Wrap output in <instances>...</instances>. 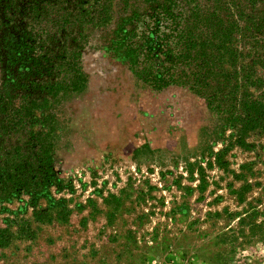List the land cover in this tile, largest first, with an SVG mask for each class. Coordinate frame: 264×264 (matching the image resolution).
<instances>
[{
  "label": "rangeland",
  "instance_id": "1",
  "mask_svg": "<svg viewBox=\"0 0 264 264\" xmlns=\"http://www.w3.org/2000/svg\"><path fill=\"white\" fill-rule=\"evenodd\" d=\"M108 2L106 24L86 25L79 36L80 29L58 26V14L34 22V35L28 0L5 11L8 0H0V92L15 102L41 99L44 82L61 77L60 50L74 43L87 80L49 110L58 181L50 191L64 201L41 222L27 197L7 203L13 213L0 214V227L13 235L0 247V264H264V133H248L243 147L202 95L138 79L109 45L120 19L145 6ZM251 8H264V0ZM25 33L27 51L12 62V44ZM243 45L253 57L252 43ZM258 45L264 57L263 38ZM253 65L263 80L257 93L264 61ZM18 218L31 222L33 237L17 235Z\"/></svg>",
  "mask_w": 264,
  "mask_h": 264
},
{
  "label": "trees",
  "instance_id": "2",
  "mask_svg": "<svg viewBox=\"0 0 264 264\" xmlns=\"http://www.w3.org/2000/svg\"><path fill=\"white\" fill-rule=\"evenodd\" d=\"M140 1L145 7L120 19L109 45L124 55L130 71L156 90L181 85L205 97L224 124L235 129L236 141L243 147L248 133H264V90L253 92L263 81L253 77V64L264 61L258 45L264 39V8H251L258 0H210L208 5L197 0ZM15 4L16 0H8L2 4L3 11ZM28 4L34 35V22L57 14L58 26L80 29L79 36L86 25L101 27L109 19L108 0H28ZM26 34L12 44V62L26 53ZM247 40L256 52L253 57L242 49ZM80 49L74 43L60 50L57 66L61 77L44 82L41 99L22 97L15 102L0 92V214H12L7 203L27 197L33 221H49L48 209L64 201L52 197L50 191L58 181L52 163L56 119L49 110L54 101L85 88ZM14 133L22 138L14 143L4 140ZM40 199L49 202L47 209L37 208ZM67 211L63 208L62 216ZM17 220V235L33 237L31 222ZM12 235L11 227H0V247L7 245Z\"/></svg>",
  "mask_w": 264,
  "mask_h": 264
}]
</instances>
